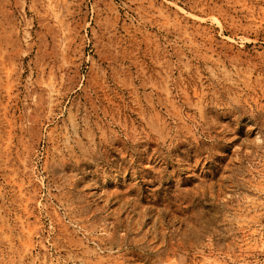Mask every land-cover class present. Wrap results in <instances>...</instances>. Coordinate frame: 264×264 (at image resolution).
<instances>
[{"label": "rangeland", "instance_id": "374dc122", "mask_svg": "<svg viewBox=\"0 0 264 264\" xmlns=\"http://www.w3.org/2000/svg\"><path fill=\"white\" fill-rule=\"evenodd\" d=\"M0 264H264V0H0Z\"/></svg>", "mask_w": 264, "mask_h": 264}]
</instances>
